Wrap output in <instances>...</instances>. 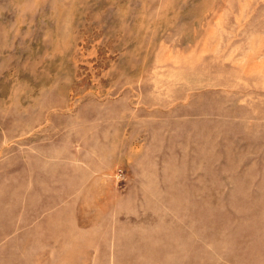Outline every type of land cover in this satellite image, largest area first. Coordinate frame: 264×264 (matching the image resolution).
<instances>
[{"label":"rangeland","instance_id":"obj_1","mask_svg":"<svg viewBox=\"0 0 264 264\" xmlns=\"http://www.w3.org/2000/svg\"><path fill=\"white\" fill-rule=\"evenodd\" d=\"M0 264H264V0H0Z\"/></svg>","mask_w":264,"mask_h":264}]
</instances>
